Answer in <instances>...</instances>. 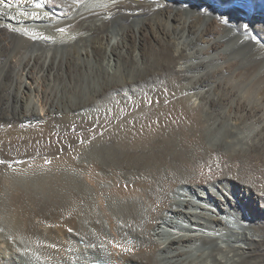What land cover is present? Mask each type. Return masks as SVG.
Masks as SVG:
<instances>
[{
	"label": "bare ground",
	"instance_id": "bare-ground-1",
	"mask_svg": "<svg viewBox=\"0 0 264 264\" xmlns=\"http://www.w3.org/2000/svg\"><path fill=\"white\" fill-rule=\"evenodd\" d=\"M94 261L264 264V0H0V264Z\"/></svg>",
	"mask_w": 264,
	"mask_h": 264
},
{
	"label": "rangeland",
	"instance_id": "rangeland-1",
	"mask_svg": "<svg viewBox=\"0 0 264 264\" xmlns=\"http://www.w3.org/2000/svg\"><path fill=\"white\" fill-rule=\"evenodd\" d=\"M1 64H2V63H1ZM75 123H77V122H75ZM75 123H74V124H75ZM93 126H97V125L95 124V125H93ZM72 128H73V126H72ZM73 129H76V128H73ZM53 135H54V134H53ZM59 137H60V134L58 133V134L56 135V139L58 140ZM51 138H52V137L49 138V141H51ZM39 151H40V149L38 150V153H39ZM53 160H54V159H53ZM45 163H46V162H45ZM9 164H10V163H9ZM9 164H8V168H9L10 170H12V168L10 167ZM46 165H47V164H46ZM204 169H205V170H204ZM199 170H200V171L197 172V173H199V174L201 173L202 176H201V175L199 176V174H197V176H198V177H201V178H203V177H205L206 175H209V174H210V173H207V171H208V172H213V171H211V170H212V167H211L210 171L207 169V167H206V168H204V167L199 168ZM201 170L203 171V173L201 172ZM205 171H206V172H205ZM205 174H206V175H205ZM104 183H105V182H104ZM104 183H103V185H104ZM119 184H121V182H120ZM128 185H129V183L127 182V183L125 184V187H124V188H125V189H128ZM110 186H111V185H110ZM110 186L105 184V185H104V188H107V189H108ZM120 187H121V186H120ZM134 187H135V186H134ZM107 191L110 193V190H107ZM93 199H94V198H93ZM68 214H69V215H67V217H68V218H71L72 221H73V222H71V225H74V226H75V224H73V223H76V219L74 218V216H72V213H68ZM80 242L84 244V240H80Z\"/></svg>",
	"mask_w": 264,
	"mask_h": 264
}]
</instances>
